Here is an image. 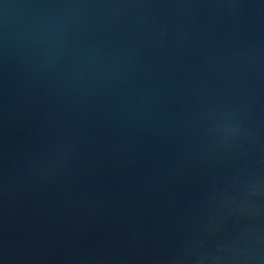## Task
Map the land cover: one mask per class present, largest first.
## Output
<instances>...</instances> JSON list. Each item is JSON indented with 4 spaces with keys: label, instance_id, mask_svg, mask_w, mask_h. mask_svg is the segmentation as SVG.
Returning a JSON list of instances; mask_svg holds the SVG:
<instances>
[{
    "label": "water",
    "instance_id": "obj_1",
    "mask_svg": "<svg viewBox=\"0 0 264 264\" xmlns=\"http://www.w3.org/2000/svg\"><path fill=\"white\" fill-rule=\"evenodd\" d=\"M0 264H264V0H0Z\"/></svg>",
    "mask_w": 264,
    "mask_h": 264
}]
</instances>
